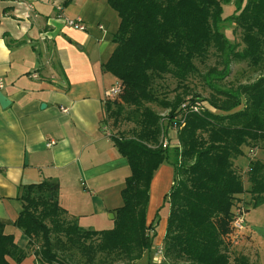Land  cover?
<instances>
[{
    "label": "trees",
    "instance_id": "obj_1",
    "mask_svg": "<svg viewBox=\"0 0 264 264\" xmlns=\"http://www.w3.org/2000/svg\"><path fill=\"white\" fill-rule=\"evenodd\" d=\"M233 1L234 12L225 19L224 6ZM107 2L120 25L112 37L116 48L102 69L118 79L121 93L116 105L115 100L105 101V114L110 117L128 107L136 123L131 137L110 136L130 168L121 191L123 204L113 210L114 226L102 231L81 228L60 206V185L54 178L22 187L23 207L14 225L29 238L36 264H112L115 258L135 264L153 247L154 227L147 221L150 188L156 171L167 162L174 168V181L165 197L170 209L159 264H230L224 237L239 197L248 193L253 207L264 204V163L251 162L249 189L234 168L243 147L264 149V77L235 88L218 82L229 76L234 60L264 65V0ZM225 21L241 31L242 50L222 32ZM211 50L223 68L206 74L215 91L209 99L181 94L172 101L158 99L153 91L156 79L170 75L183 89L198 73L196 62H205ZM197 102L207 106L193 111ZM151 103L167 114L146 106ZM174 123L179 127L175 131ZM169 132L174 146L165 149L160 141ZM4 228L0 222V264H9L7 257L21 263L27 251ZM77 253L81 260H76ZM238 263L251 264L244 258Z\"/></svg>",
    "mask_w": 264,
    "mask_h": 264
},
{
    "label": "crops",
    "instance_id": "obj_2",
    "mask_svg": "<svg viewBox=\"0 0 264 264\" xmlns=\"http://www.w3.org/2000/svg\"><path fill=\"white\" fill-rule=\"evenodd\" d=\"M76 18L85 30L69 25ZM119 25L107 0H0L1 93L8 101L0 104V222L27 251L21 263L7 257L9 264H36L29 238L14 225L23 186L57 179L69 218L86 230L114 226L130 168L103 124L106 92L118 79L102 65ZM162 170L151 189L167 183Z\"/></svg>",
    "mask_w": 264,
    "mask_h": 264
},
{
    "label": "rangeland",
    "instance_id": "obj_3",
    "mask_svg": "<svg viewBox=\"0 0 264 264\" xmlns=\"http://www.w3.org/2000/svg\"><path fill=\"white\" fill-rule=\"evenodd\" d=\"M235 2L224 6V18L228 19L234 12ZM222 32L228 38V40L238 45V49L242 50L244 45L242 43L241 31L234 23L225 21L223 24ZM198 67V73L190 76L184 83L183 89H178V81L170 75H165L160 79H156L153 85V91L159 100L172 101L176 94H181L183 97H193L199 95L203 99H209V97L215 93L206 82V74L212 68L222 70L221 58L213 50H211L209 56L205 62H196ZM264 77V65L259 67H252L246 61H233L231 64V72L227 78L218 82L221 87H237L239 85H249L254 83L259 78ZM115 100V99H113ZM116 105L119 103L118 99L114 101ZM147 107L153 109L161 116L167 114L158 103L146 104ZM114 109L116 107L114 106ZM117 114L110 117L105 114V131L110 136H124L131 137L134 129L136 128L135 120L132 113V109L128 107L118 108ZM131 117L130 121L128 117ZM172 136V134H171ZM244 155L234 160V168L237 173L242 177L245 187L250 188L249 182V166L253 161H261L264 163V149L261 146H245L243 147ZM166 168L169 176L166 184L159 183L158 186L150 188V200L147 209V221L153 223V232L150 235L153 237V247L150 252L146 253L144 257L137 261L135 264H150L153 260V253L155 249L161 247L163 238L166 232L167 220L169 216V204L165 200L166 195L171 190L172 182L174 181V168L171 164L165 162L163 164ZM163 169V168H162ZM162 170V173L164 174ZM166 172V174H167ZM121 196V195H120ZM237 202V209H244L246 211L245 228L246 236L237 241H229L228 233L224 240L229 243L230 248V264H239L238 261L242 258L247 260L251 264H264V204L257 207H253L254 200L248 193L239 197ZM118 202L123 204L122 198L118 196ZM150 206V207H149ZM234 208L235 210H237ZM80 226V225H79ZM81 227V226H80ZM82 228V227H81ZM76 260H81L79 254H76ZM113 260L112 264H123V262ZM153 263V262H152ZM166 264V262H164Z\"/></svg>",
    "mask_w": 264,
    "mask_h": 264
},
{
    "label": "built area",
    "instance_id": "obj_4",
    "mask_svg": "<svg viewBox=\"0 0 264 264\" xmlns=\"http://www.w3.org/2000/svg\"><path fill=\"white\" fill-rule=\"evenodd\" d=\"M69 25L77 30H85V26L82 23V20L80 18H76L69 21ZM102 29V27L100 26ZM5 88V81L3 78L0 77V93ZM121 93V86L120 83H116L111 89H109L106 92L105 99L107 100H113L116 99ZM206 102H197L195 105L191 108L193 111H200L203 107H206ZM183 108H186V105L182 106ZM180 120H183V117L181 116L179 118ZM184 121V120H183ZM179 128L177 123L173 124L174 131ZM173 132H169L162 136L160 141V146L162 148H171L174 145L170 142L171 134ZM245 217H246V211L244 209H237L235 210L233 214V220L231 222L230 226V233L228 234V240L231 241H237L238 239H242L244 236H246V228H245ZM163 261V248L162 246L157 248L154 253L153 257V264H159Z\"/></svg>",
    "mask_w": 264,
    "mask_h": 264
},
{
    "label": "water",
    "instance_id": "obj_5",
    "mask_svg": "<svg viewBox=\"0 0 264 264\" xmlns=\"http://www.w3.org/2000/svg\"><path fill=\"white\" fill-rule=\"evenodd\" d=\"M0 104L4 107H6L8 105V101L6 100V98L3 96L2 93H0ZM112 218L114 219V216L112 215Z\"/></svg>",
    "mask_w": 264,
    "mask_h": 264
}]
</instances>
